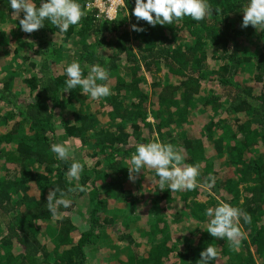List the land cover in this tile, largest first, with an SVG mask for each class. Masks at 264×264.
Segmentation results:
<instances>
[{
    "label": "trees",
    "instance_id": "16d2710c",
    "mask_svg": "<svg viewBox=\"0 0 264 264\" xmlns=\"http://www.w3.org/2000/svg\"><path fill=\"white\" fill-rule=\"evenodd\" d=\"M78 2L66 33L47 21L27 33L0 0V264H198L208 245L212 264H264V30L241 26L246 0H208L204 20L155 26L132 15L135 0L103 22ZM73 60L85 76L105 67L111 94L64 90ZM152 139L199 165L195 189L155 190L148 169L129 179L136 144ZM66 140L76 150L61 161L50 146ZM73 159L84 168L69 183ZM60 190L72 204L54 219L47 197ZM220 201L250 216L238 247L201 228Z\"/></svg>",
    "mask_w": 264,
    "mask_h": 264
},
{
    "label": "clouds",
    "instance_id": "9594fccd",
    "mask_svg": "<svg viewBox=\"0 0 264 264\" xmlns=\"http://www.w3.org/2000/svg\"><path fill=\"white\" fill-rule=\"evenodd\" d=\"M118 5L114 9L110 6L88 0L86 9L94 8L97 11L96 19L99 21L115 20L118 10H123V16L129 13L128 5L125 0H117ZM8 7L13 11L16 18L23 13L19 20L22 31L31 33L42 27L46 21L55 26L61 33H66L70 26L77 25L84 15V9L78 0H39V4L34 0H7ZM100 3V5L98 4ZM243 19L242 27L249 24L258 30H264V0H246L242 6ZM212 9L208 0H135V6L132 9V15L137 20H144L149 25L173 24L174 21L184 17H190L194 21L204 20L212 15ZM135 31H143L142 27L136 24L132 25ZM88 69L87 75L78 61L73 60L68 63L63 72L67 76L64 90H71L79 87L83 94H87L92 100L107 97L111 94L110 87L107 84L109 79L108 71L99 64L85 65ZM78 147V144L76 145ZM51 152L61 161H67L74 155L76 148L69 141L62 143H52ZM183 150L174 147L170 143H163L158 139H152L146 143H138L130 159L127 160V169L129 179L135 181L136 174L141 169L151 170L154 177L150 179L159 185V189H168L172 192L193 190L198 186L197 177L199 176V165H188L183 163ZM84 165L73 159L66 176L69 183L73 180H79ZM215 179L211 178V187ZM84 191L85 189L76 185L69 188L68 192ZM48 210L54 219H61L62 215L59 209H67L72 201L66 198V193L59 191L57 197L56 191H50L48 197ZM208 217L207 223L201 226L202 229L214 238H223L231 242L235 248L240 244V218L243 216L245 222L250 221V216L242 213L240 209L231 206L229 203L220 201L213 208L206 210ZM201 259L198 264H212L218 258L217 249L208 245L200 253Z\"/></svg>",
    "mask_w": 264,
    "mask_h": 264
},
{
    "label": "rangeland",
    "instance_id": "374dc122",
    "mask_svg": "<svg viewBox=\"0 0 264 264\" xmlns=\"http://www.w3.org/2000/svg\"><path fill=\"white\" fill-rule=\"evenodd\" d=\"M103 1V0H102ZM99 5H100V3H98ZM4 57V56H3ZM3 57H1V58H3ZM91 99H89V101H90ZM89 104V107H91V108H93L92 107V105H91V103L89 102L88 103ZM75 107H77V108H82L81 107V105L78 103ZM89 107H88V109H89ZM86 110V112L88 113L89 112V110ZM61 117H62V115H60ZM105 118L106 117H104V118H102V120L104 121L105 120ZM153 136H155V135H153ZM222 163V162H221ZM159 185H155V190L157 189V188H159L158 187ZM150 188H151V186H150ZM208 192H211L208 188H205V191H203L202 192V195L203 196H205V194L206 193H208ZM207 196V195H206ZM85 208L82 210V209H80L82 212H78V214H75L74 216L75 217H77V218H79L81 221H80V223L82 224V222H84L87 218H88V213H87V211H86V208H87V206H84ZM138 210H139V208L138 209H136L135 211L138 213ZM76 215H78V216H76ZM80 228H82L83 229V227L82 226H80ZM186 231H189L190 229H191V226H190V224H188V225H186L185 226V228H184ZM92 260V264H105L104 262H106L105 260H102V259H99V258H92L91 259Z\"/></svg>",
    "mask_w": 264,
    "mask_h": 264
},
{
    "label": "built area",
    "instance_id": "2783aa9c",
    "mask_svg": "<svg viewBox=\"0 0 264 264\" xmlns=\"http://www.w3.org/2000/svg\"><path fill=\"white\" fill-rule=\"evenodd\" d=\"M97 2H101V4L106 5V6H110L114 9H116L117 5H118V1L117 0H94L93 4L97 3Z\"/></svg>",
    "mask_w": 264,
    "mask_h": 264
}]
</instances>
